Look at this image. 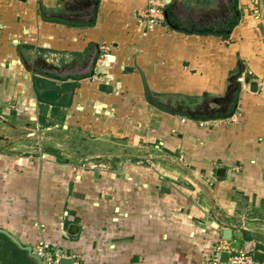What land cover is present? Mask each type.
I'll return each mask as SVG.
<instances>
[{"label": "crops", "instance_id": "crops-1", "mask_svg": "<svg viewBox=\"0 0 264 264\" xmlns=\"http://www.w3.org/2000/svg\"><path fill=\"white\" fill-rule=\"evenodd\" d=\"M153 1L0 0V232L32 252L264 253V0Z\"/></svg>", "mask_w": 264, "mask_h": 264}, {"label": "built area", "instance_id": "built-area-1", "mask_svg": "<svg viewBox=\"0 0 264 264\" xmlns=\"http://www.w3.org/2000/svg\"><path fill=\"white\" fill-rule=\"evenodd\" d=\"M138 18L146 24L147 28H150L162 20V11L153 0H149L148 6L139 12ZM238 81L245 82V78L240 76ZM47 248L48 245L46 243L39 241L33 253L41 258L42 264H59L60 254L55 259H52L48 255ZM222 252L228 253L225 261L220 259ZM203 264H264V260L262 262L256 261L252 253L247 250H239L231 253L226 247V244L218 242L212 247L210 256L203 260Z\"/></svg>", "mask_w": 264, "mask_h": 264}, {"label": "trees", "instance_id": "trees-1", "mask_svg": "<svg viewBox=\"0 0 264 264\" xmlns=\"http://www.w3.org/2000/svg\"><path fill=\"white\" fill-rule=\"evenodd\" d=\"M234 101L233 99L232 103ZM0 264H35V262L28 256L26 250L19 248L0 232Z\"/></svg>", "mask_w": 264, "mask_h": 264}, {"label": "water", "instance_id": "water-1", "mask_svg": "<svg viewBox=\"0 0 264 264\" xmlns=\"http://www.w3.org/2000/svg\"><path fill=\"white\" fill-rule=\"evenodd\" d=\"M246 81L248 82V79H246ZM251 83V89L254 91L256 89V84L255 82H250ZM1 233L5 234L13 243H15L19 248H22L24 250L27 251V254L30 258H32L35 262V264H42V260L40 257H38L36 254H34L32 252L31 247L29 246H22L21 243L12 235H10L9 233H7L4 230H1ZM223 239H230L231 238V230L229 229H224L223 230V234H222ZM253 258L258 261V262H262L264 260V253L261 251H254L253 252ZM228 257V253L227 252H222L220 259L222 261H225ZM72 261L66 258H60L59 260V264H70Z\"/></svg>", "mask_w": 264, "mask_h": 264}]
</instances>
